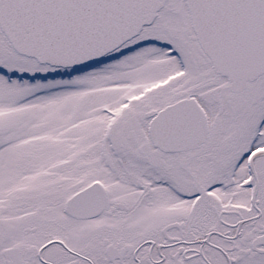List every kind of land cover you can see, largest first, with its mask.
Returning <instances> with one entry per match:
<instances>
[{
	"label": "snow or ice",
	"instance_id": "6c2138e0",
	"mask_svg": "<svg viewBox=\"0 0 264 264\" xmlns=\"http://www.w3.org/2000/svg\"><path fill=\"white\" fill-rule=\"evenodd\" d=\"M0 264H264V0H0Z\"/></svg>",
	"mask_w": 264,
	"mask_h": 264
}]
</instances>
